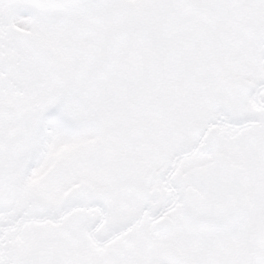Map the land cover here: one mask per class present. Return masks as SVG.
Masks as SVG:
<instances>
[{
    "label": "snow or ice",
    "instance_id": "6c2138e0",
    "mask_svg": "<svg viewBox=\"0 0 264 264\" xmlns=\"http://www.w3.org/2000/svg\"><path fill=\"white\" fill-rule=\"evenodd\" d=\"M0 264H264V0H0Z\"/></svg>",
    "mask_w": 264,
    "mask_h": 264
}]
</instances>
